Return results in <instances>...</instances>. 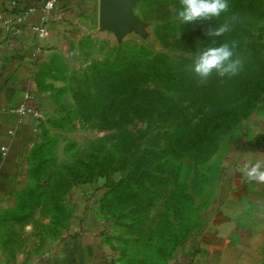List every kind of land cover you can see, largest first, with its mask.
Here are the masks:
<instances>
[{"label":"rangeland","instance_id":"374dc122","mask_svg":"<svg viewBox=\"0 0 264 264\" xmlns=\"http://www.w3.org/2000/svg\"><path fill=\"white\" fill-rule=\"evenodd\" d=\"M173 4L137 0L140 28L98 26L75 57L54 61L63 83L32 157V216L59 236L77 193L120 264H179L195 239L221 251L215 264H264V226L252 217L264 211L246 201L264 183L238 162L242 151L264 159V0H228L218 19L184 24ZM231 14L230 32L205 35ZM212 39L235 40L243 69L199 84L188 65Z\"/></svg>","mask_w":264,"mask_h":264},{"label":"crops","instance_id":"0c3cea01","mask_svg":"<svg viewBox=\"0 0 264 264\" xmlns=\"http://www.w3.org/2000/svg\"><path fill=\"white\" fill-rule=\"evenodd\" d=\"M12 1L0 0V264H120L102 242L93 210L84 208L77 193L73 215L59 236H49L51 221L32 216L27 187L32 152L48 122L16 112L26 102L45 116L52 113L51 101L63 83L54 61L75 57L82 37L97 32L99 0H57L46 21L48 35L42 40L31 24L40 20L43 0H14L15 5ZM28 6L36 11L25 14ZM258 155L255 151V159ZM245 160L242 151L238 162ZM247 196L250 212L264 211V186ZM252 217L264 226V214ZM202 244L190 241L179 264H215L221 251Z\"/></svg>","mask_w":264,"mask_h":264},{"label":"clouds","instance_id":"9594fccd","mask_svg":"<svg viewBox=\"0 0 264 264\" xmlns=\"http://www.w3.org/2000/svg\"><path fill=\"white\" fill-rule=\"evenodd\" d=\"M228 10V0H178V4L170 7L172 19L181 24L195 20H216ZM238 19L237 14L225 15L216 27L206 29L205 35L209 38L220 37L230 32ZM237 46L235 40L217 45L216 40L212 39L209 44L199 48L188 65L189 71L198 78L197 83H206L213 73L221 78L237 76L243 69V61L235 53ZM239 171L248 181L264 183V159L245 160Z\"/></svg>","mask_w":264,"mask_h":264},{"label":"water","instance_id":"95a60500","mask_svg":"<svg viewBox=\"0 0 264 264\" xmlns=\"http://www.w3.org/2000/svg\"><path fill=\"white\" fill-rule=\"evenodd\" d=\"M137 0H99L98 26L100 29L114 31L123 35L131 28H140L142 23L133 13L132 7Z\"/></svg>","mask_w":264,"mask_h":264},{"label":"built area","instance_id":"2783aa9c","mask_svg":"<svg viewBox=\"0 0 264 264\" xmlns=\"http://www.w3.org/2000/svg\"><path fill=\"white\" fill-rule=\"evenodd\" d=\"M56 2L57 0H43L41 6L39 7L40 20L39 21L36 20L31 24V29L36 34L39 40L44 39L48 35V28L46 25V21L50 10L55 7ZM11 4L15 5L16 2L13 0ZM35 11H36V7L34 6H28L26 7V9H24L25 14H29ZM0 20H1V16H0ZM16 112L21 116L30 115L32 118H34L37 121H41L45 118V115L43 114L41 109L31 106L26 102L21 103L16 108Z\"/></svg>","mask_w":264,"mask_h":264},{"label":"trees","instance_id":"16d2710c","mask_svg":"<svg viewBox=\"0 0 264 264\" xmlns=\"http://www.w3.org/2000/svg\"><path fill=\"white\" fill-rule=\"evenodd\" d=\"M36 146L34 147V149L36 148ZM34 149H33V152H32V157H33V154H34ZM32 163H33V160H32ZM31 175H32V168H31Z\"/></svg>","mask_w":264,"mask_h":264}]
</instances>
